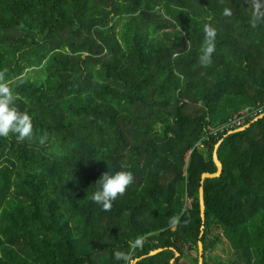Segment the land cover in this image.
I'll return each instance as SVG.
<instances>
[{"label": "trees", "instance_id": "trees-1", "mask_svg": "<svg viewBox=\"0 0 264 264\" xmlns=\"http://www.w3.org/2000/svg\"><path fill=\"white\" fill-rule=\"evenodd\" d=\"M250 2L0 0V73L33 122L30 140L0 137V264H117L138 236L137 264H199V242L202 264H264V116L251 124L264 23ZM218 144L222 173L202 181ZM108 167L134 180L103 211L90 197Z\"/></svg>", "mask_w": 264, "mask_h": 264}, {"label": "clouds", "instance_id": "clouds-1", "mask_svg": "<svg viewBox=\"0 0 264 264\" xmlns=\"http://www.w3.org/2000/svg\"><path fill=\"white\" fill-rule=\"evenodd\" d=\"M250 23L252 27L264 23V0H251ZM232 10L224 8L222 15L225 17L232 16ZM162 16H165L161 12ZM165 18H167L165 16ZM204 40L200 50L199 60L202 65L211 63L212 55L216 49L217 30L210 23H205L203 27ZM5 80L4 74L0 73V137L15 136L18 141L30 140L33 138V122L29 113L21 111L15 104L14 89L10 88ZM47 141L46 136L39 139V143L44 145ZM134 180L133 173L129 170L115 171L108 167V170L100 175L94 183L95 188L91 193V201L99 205L103 211H109L113 202L118 196L125 193L127 187ZM170 223L175 225L178 218H172ZM144 237L138 236L128 241L131 251H114L113 259L117 264H137L134 258V252L143 247Z\"/></svg>", "mask_w": 264, "mask_h": 264}, {"label": "water", "instance_id": "water-1", "mask_svg": "<svg viewBox=\"0 0 264 264\" xmlns=\"http://www.w3.org/2000/svg\"><path fill=\"white\" fill-rule=\"evenodd\" d=\"M263 116H264V114L261 115V116H258L255 120H253L251 122V124L254 123V122H256V121H258ZM249 127H250V125H246V126L240 128V129L236 130L235 132L244 131V130L248 129ZM231 133L232 132H230V134ZM218 147H219V144L215 147V151L213 153V161H214V164H215V166L217 168V171L215 173H212V174L211 173H204L202 175V177H201V180L202 181H204L205 179L218 178L221 175V173H222V164L218 160L217 153H216V150H217ZM203 196H204V191H203V188L200 187V189H199V204H200L201 219L204 221V210H205V207H204V199H203ZM202 230H203V228H202ZM198 246H199V264H202L203 263V259H202V257H203L202 244L199 242ZM159 252H161V250L155 251V252L151 253L150 255H154V254L159 253ZM173 262H174V260L171 261V264H173Z\"/></svg>", "mask_w": 264, "mask_h": 264}, {"label": "rangeland", "instance_id": "rangeland-1", "mask_svg": "<svg viewBox=\"0 0 264 264\" xmlns=\"http://www.w3.org/2000/svg\"><path fill=\"white\" fill-rule=\"evenodd\" d=\"M212 235L218 236L221 239L214 251L215 259L222 260V261L229 260L231 258L232 253L228 247V244L224 241L222 237V230L220 228H215L212 232ZM182 263L190 264L191 262L190 260H187L186 258H184L182 260Z\"/></svg>", "mask_w": 264, "mask_h": 264}, {"label": "built area", "instance_id": "built-area-1", "mask_svg": "<svg viewBox=\"0 0 264 264\" xmlns=\"http://www.w3.org/2000/svg\"><path fill=\"white\" fill-rule=\"evenodd\" d=\"M247 112V110H245ZM245 111L243 112H239L237 116L234 117L233 119V122L234 124L237 126V127H241L244 123V114H245Z\"/></svg>", "mask_w": 264, "mask_h": 264}]
</instances>
